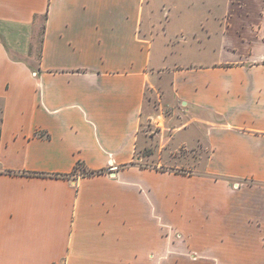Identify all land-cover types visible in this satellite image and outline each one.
<instances>
[{
  "label": "crops",
  "instance_id": "0c3cea01",
  "mask_svg": "<svg viewBox=\"0 0 264 264\" xmlns=\"http://www.w3.org/2000/svg\"><path fill=\"white\" fill-rule=\"evenodd\" d=\"M227 40L264 41V0H0V264H264V64ZM158 101L202 172L147 165Z\"/></svg>",
  "mask_w": 264,
  "mask_h": 264
},
{
  "label": "rangeland",
  "instance_id": "374dc122",
  "mask_svg": "<svg viewBox=\"0 0 264 264\" xmlns=\"http://www.w3.org/2000/svg\"><path fill=\"white\" fill-rule=\"evenodd\" d=\"M225 44L227 47V56L224 59L226 61L223 63L224 66L233 67L234 65L247 63L252 65H254V63L257 65L264 64V61L255 62V60H253L256 56L264 55V41L227 40ZM251 74L253 78L259 76L261 79H264V69L262 68L253 70ZM162 75H164L165 87L170 86L171 78L168 76L167 72H162ZM159 91H161V88ZM154 96V98L158 100V92H155ZM162 101L167 103L165 98H163ZM159 105L158 101L156 103L157 108L154 107L153 110L155 118L150 119V121H147L146 125H144V130H147V134L152 136L150 145L151 153L147 152V165H151L153 161L156 160L154 163H162V170H172L177 174L193 175L196 172H202L209 161L211 153L209 152L210 145L205 137L206 131L201 121L197 119H194V121L192 120L194 112L186 110V104H167L162 111L166 116V121L163 125H158V121H155V119L160 114ZM199 116L202 117L203 114L199 113ZM176 128H181V131L177 133ZM181 135L184 137H181ZM186 137H188L190 142L192 141L190 144H188L186 140H182ZM162 146H164L163 151H159ZM160 155L161 157L159 159ZM168 235H171L170 232ZM184 235L187 238L186 240H188V234ZM180 238L184 239L182 236ZM183 239L181 240L186 243ZM179 262L186 263V261L183 260H179ZM206 263L219 264L218 260H207Z\"/></svg>",
  "mask_w": 264,
  "mask_h": 264
},
{
  "label": "trees",
  "instance_id": "16d2710c",
  "mask_svg": "<svg viewBox=\"0 0 264 264\" xmlns=\"http://www.w3.org/2000/svg\"><path fill=\"white\" fill-rule=\"evenodd\" d=\"M77 170H78V167L75 168L74 172H76ZM102 171H104V170H102ZM98 172H100V171H98ZM89 173H94V172H89ZM65 176H67V174Z\"/></svg>",
  "mask_w": 264,
  "mask_h": 264
}]
</instances>
